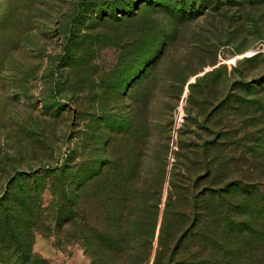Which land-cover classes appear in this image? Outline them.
Wrapping results in <instances>:
<instances>
[{"label": "rangeland", "instance_id": "374dc122", "mask_svg": "<svg viewBox=\"0 0 264 264\" xmlns=\"http://www.w3.org/2000/svg\"><path fill=\"white\" fill-rule=\"evenodd\" d=\"M81 1L0 0V204L16 209L31 255L48 264H152L166 181L146 261L81 245L69 223H54L57 168L89 155L108 159L119 146L106 143L120 134L102 127L104 114L130 130L137 124L148 151L167 144V170L195 161L209 140L207 165L220 162L239 188L231 202L264 205V0H201L200 11L185 17L155 6L159 0H115L125 9L116 17L109 0ZM146 41L161 48L146 75L127 83L112 76ZM247 217L238 215L243 224ZM250 220L251 233L263 237L254 212ZM170 232L154 264H194L192 238L172 257ZM247 233L230 243L223 264H264V237Z\"/></svg>", "mask_w": 264, "mask_h": 264}, {"label": "trees", "instance_id": "16d2710c", "mask_svg": "<svg viewBox=\"0 0 264 264\" xmlns=\"http://www.w3.org/2000/svg\"><path fill=\"white\" fill-rule=\"evenodd\" d=\"M154 5L178 17L194 14L202 7L201 0H159ZM105 6L112 17L125 10L115 0H109ZM146 43L133 51L127 64L117 66L112 76L126 77V83L143 78L161 53V48L153 41ZM100 123L103 128L122 135L106 140V143L112 140L118 143L115 154L105 160L89 155L81 162L60 166L56 174L57 181L62 184L59 187L61 194L54 203V223H69L81 245L85 241L96 250L122 256L124 260L132 255L136 263L146 261L150 255L165 181L167 186L152 264L160 258L170 228V235L174 234L173 245L177 242L171 256H176L181 244L192 238L196 245L194 264L226 263L229 245L240 238L242 231L250 232L246 236L248 240L264 237L251 233L250 222L254 212L259 223L264 225V205L252 207L254 204L249 201L246 206L231 202L229 194L239 188L222 176L220 162L215 167L212 162L207 165L205 148L209 140L195 150V161L189 164L172 162L167 170V144L162 152L155 148L148 151L142 146L137 124L135 130H130L127 122L116 120L110 114L102 115ZM173 154L184 159L182 153L173 151ZM47 173L50 175V172ZM247 196L250 198L249 191ZM63 197L64 202H60ZM11 210L0 206V264H48L46 259L31 255L29 244L26 248L23 246L25 241L18 230L24 225L19 224V217L13 213L16 209ZM243 212L248 216L246 224L238 219ZM85 215H90L92 223L85 219ZM33 224L29 222L26 226ZM256 231L262 232L261 227ZM26 233L28 237L29 232ZM135 246L142 247V252L134 253Z\"/></svg>", "mask_w": 264, "mask_h": 264}]
</instances>
